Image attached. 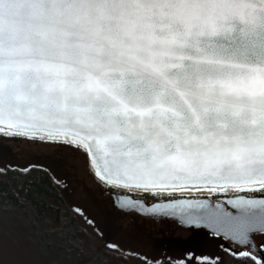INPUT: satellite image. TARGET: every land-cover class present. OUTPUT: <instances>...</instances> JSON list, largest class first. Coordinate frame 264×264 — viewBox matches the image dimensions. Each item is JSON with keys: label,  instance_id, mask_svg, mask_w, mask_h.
I'll use <instances>...</instances> for the list:
<instances>
[{"label": "snow or ice", "instance_id": "obj_1", "mask_svg": "<svg viewBox=\"0 0 264 264\" xmlns=\"http://www.w3.org/2000/svg\"><path fill=\"white\" fill-rule=\"evenodd\" d=\"M5 132L83 151L118 207L236 193L181 215L250 247L264 237V0H0ZM6 212L0 191V253L24 252Z\"/></svg>", "mask_w": 264, "mask_h": 264}, {"label": "rangeland", "instance_id": "obj_2", "mask_svg": "<svg viewBox=\"0 0 264 264\" xmlns=\"http://www.w3.org/2000/svg\"><path fill=\"white\" fill-rule=\"evenodd\" d=\"M4 162L49 166L57 186L81 222L97 233L96 238L117 251L135 256L141 263L219 264L240 250L252 252L200 228L191 231L171 219H154L116 209L103 185L94 178L83 151L39 142L31 136L12 137L5 132L0 133V166ZM170 194L173 193L162 195ZM6 214L12 233L26 236L29 243L24 252L14 244L6 245L0 253V264H62L71 258L55 248L59 240L45 227H35L28 216L14 210H7ZM254 240L260 247L264 243L260 235L254 236Z\"/></svg>", "mask_w": 264, "mask_h": 264}, {"label": "trees", "instance_id": "obj_3", "mask_svg": "<svg viewBox=\"0 0 264 264\" xmlns=\"http://www.w3.org/2000/svg\"><path fill=\"white\" fill-rule=\"evenodd\" d=\"M3 169H8V172L0 177V191L4 194L7 210L28 216L32 225L50 231L59 240L55 248L70 254L71 258L62 264H152L148 261L141 263L135 256L113 250L97 239V233L78 218L57 186L49 166L35 163L19 166L4 162L0 166V170ZM94 178L97 179L96 176ZM22 187L26 190V199L30 201L27 211L19 208L14 198V193ZM251 255L255 257L252 252ZM219 264H254V261L248 257L230 255Z\"/></svg>", "mask_w": 264, "mask_h": 264}, {"label": "water", "instance_id": "obj_4", "mask_svg": "<svg viewBox=\"0 0 264 264\" xmlns=\"http://www.w3.org/2000/svg\"><path fill=\"white\" fill-rule=\"evenodd\" d=\"M92 171L94 172L95 169V165L91 166ZM135 191V190H134ZM186 192H208V191H196L195 189H193L192 191H184V192H180L177 191L173 194H181V193H186ZM171 193V192H169ZM240 195H246V194H240ZM233 197H229L226 199L229 200ZM136 200H138L139 202L132 205L131 207L125 206V207H118L117 205L120 203H129L125 200V198L121 197L120 194L115 195L114 193H112V202L113 204L122 210L125 211H130V210H134L137 213L141 214V215H148V216H152V215H156V216H164V217H168L170 219H174L179 221L182 225L187 226V227H193L190 226L187 222H185V220L183 219L182 215H181V209L179 206L181 205H187L189 203L195 205L198 203H210L212 202L209 198L207 197H199V198H191V197H186V196H177V197H173L172 201H171V205L169 203L168 199L165 200H157V201H153V202H149L147 203L143 198H135ZM115 202V203H114ZM223 203V202H221ZM172 205H175L176 207H173ZM155 206V207H153ZM225 207H230L229 204H224ZM186 212H191V211H195V209L193 210H185ZM165 213H168L167 215H165ZM195 227H201L204 228L207 232L212 233V234H216L218 236H221L227 240H230L231 242L240 245V246H244L241 245L239 243V240L236 238H233L231 236V234H226L223 231L220 232H216L214 231V229L212 227H208V226H204L203 223H201L200 225H197ZM254 239V237H253ZM255 241V240H254ZM253 253H255L256 255L259 256V260L264 259V249H262L257 243L256 241L254 242V244H252L250 247H248Z\"/></svg>", "mask_w": 264, "mask_h": 264}, {"label": "flooded vegetation", "instance_id": "obj_5", "mask_svg": "<svg viewBox=\"0 0 264 264\" xmlns=\"http://www.w3.org/2000/svg\"><path fill=\"white\" fill-rule=\"evenodd\" d=\"M104 192L109 195L110 197V201H112V193L114 192H111L108 190V186L107 185H103L102 186ZM115 195H118L120 194L119 192H115L114 193ZM239 194H245V193H239ZM236 193H220V192H217V193H211V192H186V193H181V194H170V195H163V196H170V197H177V196H186V197H191V198H199V197H207L209 198L211 201H215L217 199V197H219L220 199V202H225L227 198L229 197H233L235 196ZM247 195H252L251 193L247 194ZM136 198H143L147 203L149 202H153V201H157V200H165V199H154L153 196L151 194H148V195H145L143 193H139L138 192V195ZM113 204V202H111ZM114 206V205H113ZM116 209L118 210H121V211H125V210H122V209H119L117 207H115ZM126 212H134V213H137L136 211L134 210H130V211H126ZM139 214V213H137ZM141 215V214H139ZM143 216H148V215H143ZM149 217H152L154 219H161V218H166V219H170L168 217H164V216H156V215H152V216H149ZM171 220H174V219H171ZM177 224H181L179 221L177 220H174ZM182 226V224H181ZM184 227V225H183ZM187 227V226H185ZM196 228H200L202 230H205L204 228H201V227H189L188 230H194ZM187 230V231H188Z\"/></svg>", "mask_w": 264, "mask_h": 264}, {"label": "bare ground", "instance_id": "obj_6", "mask_svg": "<svg viewBox=\"0 0 264 264\" xmlns=\"http://www.w3.org/2000/svg\"><path fill=\"white\" fill-rule=\"evenodd\" d=\"M114 205V204H113ZM114 207H116L115 205H114Z\"/></svg>", "mask_w": 264, "mask_h": 264}]
</instances>
